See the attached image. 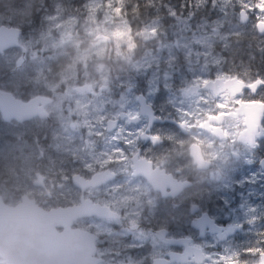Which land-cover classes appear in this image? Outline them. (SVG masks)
Listing matches in <instances>:
<instances>
[{
	"label": "flooded vegetation",
	"instance_id": "obj_1",
	"mask_svg": "<svg viewBox=\"0 0 264 264\" xmlns=\"http://www.w3.org/2000/svg\"><path fill=\"white\" fill-rule=\"evenodd\" d=\"M237 1L231 0V17L223 19L210 48L205 45L207 58H186L180 50L177 59L158 66L166 77L158 88L153 87L151 74L131 72L134 62L148 49H163L166 42L180 47L181 36L194 33L196 27L166 21L155 33L143 36L146 25L131 26L133 46L122 47L123 52L128 50L127 58L111 48L112 36L101 35L107 40L105 56L90 58L87 65L79 61L74 73H63L67 64L60 73H51L48 92L29 95L9 90L23 101L37 98L32 116H15L0 97V131L9 126L23 129L6 135L16 148L10 157L25 167L27 156L31 159L30 171L20 169L26 171L22 178L20 172L15 174L18 178L12 177L0 161L4 200L17 204L28 194L47 208L96 204L98 212L74 219L71 227L94 234L89 246L95 248L97 264H203L209 250L202 241L209 235L212 252L238 241L246 224L233 220L231 207L240 202L238 197L227 202L217 185L233 178L236 190L264 189V86L254 94L247 86L264 78V30L257 28L256 14L247 12V7V16L241 14ZM218 11L213 8V21L220 22L225 15ZM72 12L80 18L72 30L84 51L93 42L92 35L85 30L82 13ZM260 19L264 21V14ZM58 30L51 26V34ZM64 56L52 67L68 61ZM105 66L110 67L109 75L103 72ZM217 148L229 152L221 165L216 162ZM249 177L259 180L236 182ZM35 189L69 191L57 201L52 195L46 200ZM200 189H212L210 205L202 202ZM229 228L234 231L227 234ZM261 241L264 231L255 242L242 240L241 264H252L250 258L259 264L258 255L243 253L246 248H264ZM66 246L71 247V241ZM200 247L207 254L203 262H198Z\"/></svg>",
	"mask_w": 264,
	"mask_h": 264
},
{
	"label": "rangeland",
	"instance_id": "obj_2",
	"mask_svg": "<svg viewBox=\"0 0 264 264\" xmlns=\"http://www.w3.org/2000/svg\"><path fill=\"white\" fill-rule=\"evenodd\" d=\"M74 1V3H72ZM194 1L196 2L193 9ZM155 0L152 3L151 11L156 13L154 18L149 20L145 29L142 30L143 36H150L158 31L166 24L178 25L182 27H196L194 33L184 34L179 39L180 47L173 42H166L164 48L159 50H146L142 59L136 60L131 67L133 73L137 75L151 74L153 87L158 88L157 84L160 80L165 81L164 73L160 75L158 66L161 63H167L172 59H177L179 51H183L184 57H195L199 59L207 58L208 49L213 41V34L217 31L219 25L225 17H231L230 5H234L231 0ZM131 0H0V22L7 24L27 26L25 32L21 35L22 43L27 47L26 52L19 46L9 48L0 52V88L4 90H12L13 92L28 93L35 95L37 93H46L51 90V73H60L63 71L74 73L75 64L82 61L87 65V60L93 57H104L107 52V40L101 35H110L113 38L114 52L123 58H127V51H122L123 45L127 44L130 48L133 46V36L131 32V24L128 19L129 6L133 8L137 6V2L128 5ZM256 0H238L235 5L248 4L255 5ZM183 5V6H182ZM213 8L215 11L224 10L225 15L220 16L219 21L212 20ZM82 13L83 20L86 23L85 30L92 35L93 42L88 49L79 50L80 42L75 38L72 27L78 24L80 18L73 15L72 11ZM191 11L184 15L177 11ZM64 11H67L68 14ZM194 13V15H191ZM167 16V18H164ZM143 25V26H144ZM51 26L59 28L57 35L51 34ZM216 27V29H212ZM51 35H54L51 38ZM59 36V37H58ZM101 36V37H100ZM197 47H201L197 49ZM51 48L54 53L51 52ZM204 51V56L200 53ZM67 54L68 61L62 60L55 68L52 62L55 59L65 57ZM103 72L110 74V67L105 66ZM89 73V71H88ZM110 81V78L104 77ZM200 97V96H199ZM23 130L22 128H5L0 131V161L6 164V168L12 177L18 178L16 172H20V177L24 176L21 172L30 171L31 159L27 156L26 165L24 163H16L10 155L16 154V148L11 145V138L7 134H15ZM235 130L232 129L233 136ZM9 151V152H8ZM216 162L221 165L220 160L228 157L229 152H222L216 149ZM7 162H5V160ZM25 169L21 170L20 169ZM14 175V176H13ZM257 181V177L239 178L236 182L242 184L244 180ZM233 178H228L225 182L217 185V189H223V197L227 202L229 199L238 197L239 205L231 207L233 220L237 223H245L246 228L237 235L238 241L231 240L225 246L222 252H212V235L203 239L202 244L205 245L212 258H207L203 264H213V259H218L219 255L231 256L238 252V245L243 241L252 243L259 239L260 234L264 231V189H258L256 186H248L247 189L236 190L234 188ZM40 190V189H35ZM71 192L73 189H70ZM69 189H46L40 190V196H44L46 200H51V195L57 201L63 200L67 196ZM201 197L204 198V204L210 205L212 202V189L204 192L199 190ZM227 191V192H226ZM51 206V204H48ZM255 209V210H253ZM249 221H254L249 223ZM233 241V242H232ZM232 242V243H231ZM252 264L257 259L250 258ZM4 260L0 258V264ZM249 264V263H248Z\"/></svg>",
	"mask_w": 264,
	"mask_h": 264
},
{
	"label": "water",
	"instance_id": "obj_3",
	"mask_svg": "<svg viewBox=\"0 0 264 264\" xmlns=\"http://www.w3.org/2000/svg\"><path fill=\"white\" fill-rule=\"evenodd\" d=\"M22 34L21 26L0 22V52L15 46L25 49ZM0 97L3 105L17 117L36 114L37 98L23 101L9 90H0ZM93 212H98L96 204L89 208L83 204L47 208L28 194L17 204H9L0 193V257L4 264H97L98 259L93 255L95 248L89 246L94 234L71 227L74 219ZM58 226L64 229L59 231ZM209 227L212 231V223ZM68 241L71 247L66 246ZM83 241L87 246L79 245ZM197 249L198 262H203L207 254L202 247Z\"/></svg>",
	"mask_w": 264,
	"mask_h": 264
},
{
	"label": "snow or ice",
	"instance_id": "obj_4",
	"mask_svg": "<svg viewBox=\"0 0 264 264\" xmlns=\"http://www.w3.org/2000/svg\"><path fill=\"white\" fill-rule=\"evenodd\" d=\"M183 6V5H182ZM213 7H215V0H213ZM244 5L241 6V14L243 16H247V12H252L256 14V26L257 28H261L264 26V21L260 19V16L264 14V0H256L255 5L248 4L247 12L244 11ZM191 15H194V13H191ZM251 91H253V94L255 93V90L258 89L260 86H264V78H259L257 81H253L252 84L247 85ZM264 103V101H262ZM158 135V134H157ZM259 144H257V147ZM255 210V209H253ZM254 221H249V223H252ZM228 232H231L232 229L229 228L227 230ZM261 243H264V241H261ZM245 255H258L260 257V264H264V248H246L244 249ZM218 259H213V264H241L240 256L241 253L235 252L231 256H223L219 255ZM208 258H212V254H208Z\"/></svg>",
	"mask_w": 264,
	"mask_h": 264
},
{
	"label": "trees",
	"instance_id": "obj_5",
	"mask_svg": "<svg viewBox=\"0 0 264 264\" xmlns=\"http://www.w3.org/2000/svg\"><path fill=\"white\" fill-rule=\"evenodd\" d=\"M151 1L154 3L155 0H151ZM175 1L178 2L179 0H175ZM133 2H137V6L134 8L132 6H129L128 19L132 27L134 26L138 28L140 26H143L149 20L153 19L156 13L151 11L149 0H131V2L128 5L132 4ZM72 3H74V1H72ZM194 5H196L195 1H194ZM164 18H167V16H165ZM26 28L27 26H25V29Z\"/></svg>",
	"mask_w": 264,
	"mask_h": 264
}]
</instances>
